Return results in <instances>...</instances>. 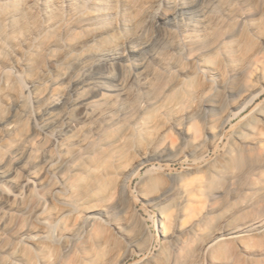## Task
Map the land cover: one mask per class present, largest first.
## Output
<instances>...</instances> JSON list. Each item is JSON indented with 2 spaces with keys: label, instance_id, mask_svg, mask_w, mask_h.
I'll list each match as a JSON object with an SVG mask.
<instances>
[{
  "label": "clouds",
  "instance_id": "clouds-1",
  "mask_svg": "<svg viewBox=\"0 0 264 264\" xmlns=\"http://www.w3.org/2000/svg\"><path fill=\"white\" fill-rule=\"evenodd\" d=\"M0 264H264V0H0Z\"/></svg>",
  "mask_w": 264,
  "mask_h": 264
}]
</instances>
